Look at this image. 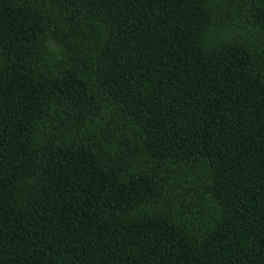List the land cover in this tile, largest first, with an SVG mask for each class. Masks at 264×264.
<instances>
[{"label": "trees", "instance_id": "16d2710c", "mask_svg": "<svg viewBox=\"0 0 264 264\" xmlns=\"http://www.w3.org/2000/svg\"><path fill=\"white\" fill-rule=\"evenodd\" d=\"M0 264H264V0H0Z\"/></svg>", "mask_w": 264, "mask_h": 264}]
</instances>
